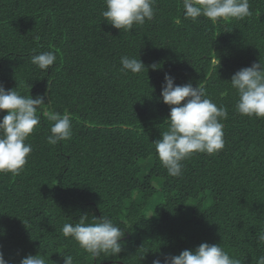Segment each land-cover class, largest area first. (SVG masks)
Here are the masks:
<instances>
[{
    "label": "trees",
    "instance_id": "obj_1",
    "mask_svg": "<svg viewBox=\"0 0 264 264\" xmlns=\"http://www.w3.org/2000/svg\"><path fill=\"white\" fill-rule=\"evenodd\" d=\"M249 2L250 17L213 25L185 20L183 0H156L152 21L121 32L101 16L104 0H0V83L45 96L27 164L19 175L0 173V251L10 264L29 254L46 264H63L62 255L74 264H151L159 252L204 242L242 264L264 255L255 239L264 228V118L239 114L230 85L236 71L264 61V0ZM46 51L57 60L39 70L31 56ZM123 55L148 71L122 73ZM166 73L177 85H202L228 109L224 149L193 154L176 178L153 144L168 127ZM46 110H67L70 140L47 142L54 122ZM84 214L106 215L125 231L119 258L93 259L63 236V224Z\"/></svg>",
    "mask_w": 264,
    "mask_h": 264
},
{
    "label": "clouds",
    "instance_id": "obj_2",
    "mask_svg": "<svg viewBox=\"0 0 264 264\" xmlns=\"http://www.w3.org/2000/svg\"><path fill=\"white\" fill-rule=\"evenodd\" d=\"M104 3L106 9L101 11V16L121 32H131L135 26H143L155 16L156 0H104ZM183 10L185 20L196 23L203 16L213 25H228L226 21L243 20L252 15L249 0H183ZM225 30L230 32L229 28ZM56 60L54 51L31 56V63L39 70H48ZM120 64V71L124 74L137 75L145 69L148 71L144 62L133 56H121ZM150 67L159 70L160 65L153 63ZM230 85L237 96L235 110L239 114L264 118V61L253 62L251 66L236 71ZM161 97L170 108L165 120L168 127L162 131V138L153 144L168 176L181 177L183 162L193 154L214 155L224 149L222 121L228 118V109L208 98L202 85L194 87L191 82L177 85L175 77L169 73L165 74ZM42 105H45L44 95L35 98L31 94L21 95L17 88L6 89L0 83V112L7 113L0 119V173L19 175L24 169L33 151L31 143L26 141L40 125L37 110ZM44 115L54 122L51 135L47 137L50 145L71 139L72 124L67 110L63 114L46 110ZM61 231L65 238L74 240L93 259H99L101 254L119 258L126 247L125 231L106 215L101 218L92 216L89 220L84 214L74 223H64ZM255 239L257 245H264V228L259 230ZM62 257L63 264H74L72 255ZM253 259L255 264H264V255ZM0 264H10L2 251ZM20 264H46V258L41 254H29ZM151 264H242V261L230 256L221 244L204 242L194 250H183L179 255L159 252Z\"/></svg>",
    "mask_w": 264,
    "mask_h": 264
}]
</instances>
